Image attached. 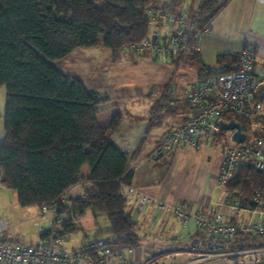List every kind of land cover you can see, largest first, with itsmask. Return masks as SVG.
<instances>
[{"label":"trees","instance_id":"16d2710c","mask_svg":"<svg viewBox=\"0 0 264 264\" xmlns=\"http://www.w3.org/2000/svg\"><path fill=\"white\" fill-rule=\"evenodd\" d=\"M159 1L0 0V86L5 87L1 185L15 190L22 207L51 209L56 204L55 232L63 238L79 230V219L90 209L106 216V232L114 244L135 247L141 240L120 194V185L132 179L133 172H127L132 155L110 139L121 112L109 96L87 88L52 61L79 47L104 46L116 52L142 43L150 33L145 9L157 8ZM227 1L213 7L203 2L201 7L210 11L191 21L193 28L210 24ZM238 61V52L218 54L215 67H199L198 79L205 73L235 71ZM256 117L252 134L246 130L253 121L237 118L247 140L264 136V116ZM231 118L230 114L219 117ZM84 180L91 182L90 188L61 201ZM224 187L226 200L264 210V176L249 162L241 163ZM235 241L241 244L239 251L264 248V234H237L223 240L220 249ZM259 253L261 259L242 262L264 264V252Z\"/></svg>","mask_w":264,"mask_h":264},{"label":"crops","instance_id":"0c3cea01","mask_svg":"<svg viewBox=\"0 0 264 264\" xmlns=\"http://www.w3.org/2000/svg\"><path fill=\"white\" fill-rule=\"evenodd\" d=\"M132 48L123 47L113 52L104 46L79 47L54 65L81 79L87 88L109 96L110 102L116 104L121 112L119 126L111 131L110 139L120 150L130 153L131 161L136 163L131 184L152 197L142 207H137L136 195L126 199V210L132 220L145 225H142L139 233L140 243L135 247L124 246L130 264L150 263L152 259L147 258L146 249L150 250L151 246L160 247L162 252L174 251V260L178 264H185L191 256L183 255L182 252L190 253L193 235L198 231L193 222L183 227L174 216L172 207L180 202L193 212L228 211L224 205L227 199L225 183L216 182L222 151L220 146L199 136L197 144L193 145L195 148L181 144L159 158H151L150 151L164 134L178 127L193 113L188 102L180 96L166 97L165 101L172 103L162 105L159 104L160 97L169 85L180 91L187 84L198 80L199 67H215L218 54L239 53L241 49L249 48L253 53L250 73L252 97L264 106V87L257 90L264 82V0H228L211 21L197 54L178 59L175 55L165 53L168 56L164 59L151 48L149 52L143 49L131 51ZM155 84L161 85L156 95L152 92ZM4 98L5 90L0 87V141L4 136ZM135 100L140 101V104L135 105ZM130 104L133 105L132 109ZM123 107L130 108L133 115L130 121H126ZM89 187L88 180L81 181L68 190L65 198L82 195ZM158 201L165 202L167 207L158 211ZM32 208L27 209L26 215L44 220L45 224L41 226L47 229L53 220L52 212L41 207L36 210ZM87 213L97 224L95 213L88 209L79 219V230L66 235L64 238L69 244L61 248L71 250L86 242L113 243V236L106 232L109 225L83 223ZM239 215L240 212L233 220H241ZM36 222L38 220L33 221L34 224ZM1 238L12 242L17 240L13 225H7ZM249 252H264V248L257 252L251 249Z\"/></svg>","mask_w":264,"mask_h":264},{"label":"built area","instance_id":"2783aa9c","mask_svg":"<svg viewBox=\"0 0 264 264\" xmlns=\"http://www.w3.org/2000/svg\"><path fill=\"white\" fill-rule=\"evenodd\" d=\"M149 24L163 27L162 34L156 29L150 32L146 40L131 47L142 49L146 46L155 53H170L178 59L200 51L203 35L210 29V24H202L194 29L193 24L182 13H173L166 8L145 9ZM253 66V53L249 48L239 51L238 68L232 72L205 73L201 79L187 84L180 91L170 85L163 91L159 104L166 102V97L180 96L193 109V113L178 127L166 132L154 148L150 151L151 158H159L174 147L181 144L196 145L201 135L207 139L215 137L220 131L217 121L223 114H230L231 119L252 120L258 115L264 116V106L252 97L253 86L250 73ZM231 119H225L229 121ZM223 120V119H222ZM238 121V120H237ZM222 131V130H221ZM222 151V158L216 174V182L226 183L243 162L251 166L264 176V136L250 137L240 143L232 136L229 141L218 140ZM135 161H130L127 172H133ZM89 181V180H88ZM90 187H91V182ZM89 187V188H90ZM120 194L125 198L136 195L137 207L144 206L152 197L139 191L131 182L120 185ZM258 194V193H257ZM66 202V198L61 199ZM259 205V195L255 197ZM226 213L190 211L185 204L176 203L172 207L174 216L181 221L183 227L193 222L199 234L190 244L191 257L185 264L202 263L210 259H220L226 255L248 253L249 250L239 252H224L221 248L223 240H231L237 234H264V210L243 208L238 200H225ZM167 207L163 201L156 203L158 211ZM53 214L50 226L45 229L38 226L40 236L34 243L24 244L0 239V264H129L123 245L110 243L86 242L79 247L66 250L59 246L63 239L55 232L56 204L49 209ZM240 211L250 213L246 219L233 220ZM7 227L5 219H0V235ZM99 244V245H96ZM260 248L255 249L256 252ZM248 251V252H247Z\"/></svg>","mask_w":264,"mask_h":264},{"label":"rangeland","instance_id":"374dc122","mask_svg":"<svg viewBox=\"0 0 264 264\" xmlns=\"http://www.w3.org/2000/svg\"><path fill=\"white\" fill-rule=\"evenodd\" d=\"M206 0H160L158 5L160 7H166L169 8V10L173 13H182L183 15H185V17L190 20V21H194L196 19H201L202 17L204 18L206 15H208L210 9L209 8H202L201 5H203V2H205ZM208 2H211V7H213L216 3L220 2V0H207ZM195 18V19H194ZM158 30L160 34H162L164 32V28L159 26L156 27L155 25L151 24L150 25V32L154 31V30ZM150 35V33H149ZM102 36H101V40H102ZM138 48H132L131 51H138ZM144 52H149V47H142ZM143 52V53H144ZM162 57H167L168 55L165 53L161 54ZM59 59L53 60L52 63L54 64H58ZM133 77V76H132ZM138 77V75L136 76ZM264 81V80H263ZM5 90L4 86H0ZM264 87V82L262 85H260L258 88H262ZM161 90V85L155 84L152 87V92L156 95L159 91ZM256 93H259V91H257ZM150 99V98H148ZM135 105H139L140 101L135 100L134 101ZM261 103V102H260ZM262 104V103H261ZM134 105V106H135ZM130 108H133V105L130 104ZM129 107H123V111L125 114V118L126 121H130L131 118H133ZM165 109V108H163ZM162 109V110H163ZM258 117H254L251 121H253L252 125L250 126V128L247 131V134H252L253 129L255 128V124L254 122H256L255 120H257ZM264 124V121H263ZM231 138V131L230 130H220L217 131L215 133V137L210 138L209 142H211V144H216L219 146V142L218 140L220 139L221 141H229ZM200 139H204V136L201 135ZM198 142V141H197ZM189 146V145H187ZM195 148V146H193ZM15 190L11 189V188H5L1 185V174H0V219H5L7 222V225H13V230L16 232V239L15 242H20V243H24V244H30L33 241H36L38 239L39 236V231H38V226H36L37 224H34L33 221L34 220H38L39 226L44 225L45 221L38 219V218H30V216H27L25 213L26 211H28L27 209L32 208L31 207H22L18 204L17 200H16V195H15ZM26 209V210H24ZM32 209H38V207H33ZM24 211V212H23ZM89 212V211H88ZM90 213V212H89ZM87 213L85 220H83V223L86 225H109L108 220L106 218V216L101 213V212H96L95 213V218L97 220V224H95V219L92 218L91 216H89L90 214ZM156 214V212H155ZM250 215V213H247L246 211H240V215L239 218L241 219H246V217H248ZM142 225L144 224H140L139 221L135 222V227L134 230L137 233H140V230L142 228ZM145 226V225H144ZM6 234H8L9 232H6ZM143 233H141L142 235ZM170 242V240L168 241ZM69 244V241L65 238H63L61 240V242L59 243V246H67ZM240 242L239 241H235V242H225L224 243V252H239L240 250ZM242 251V250H241ZM146 253H147V258H150L152 260H150V263L145 262L146 264H178L176 260H174V255H176V253L174 251H165L162 252L160 250V247L155 248L154 246H151L150 250L146 249ZM183 255L186 256H191L190 253H187V251L182 252ZM262 258L263 253H252V252H248V253H238L237 255H226L220 259H210L207 260L205 262L199 263V264H247L242 262L243 260H248L249 258ZM198 264V263H196Z\"/></svg>","mask_w":264,"mask_h":264},{"label":"water","instance_id":"95a60500","mask_svg":"<svg viewBox=\"0 0 264 264\" xmlns=\"http://www.w3.org/2000/svg\"><path fill=\"white\" fill-rule=\"evenodd\" d=\"M217 125L220 130H230L232 139L240 143L245 138V133L242 129V125L235 119H231L229 121H224L222 119H219L217 121Z\"/></svg>","mask_w":264,"mask_h":264}]
</instances>
